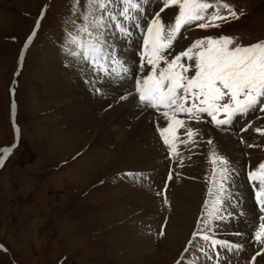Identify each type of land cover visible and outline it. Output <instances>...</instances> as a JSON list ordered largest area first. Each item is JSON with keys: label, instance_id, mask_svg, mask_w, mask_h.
I'll return each mask as SVG.
<instances>
[{"label": "bare ground", "instance_id": "bare-ground-1", "mask_svg": "<svg viewBox=\"0 0 264 264\" xmlns=\"http://www.w3.org/2000/svg\"><path fill=\"white\" fill-rule=\"evenodd\" d=\"M155 9L156 0H152V5L147 9L148 14L151 15ZM150 10L153 11L150 13ZM165 11L171 13V9ZM161 15L164 16L163 13ZM1 21L0 24H4V21L7 23L6 19ZM187 32L188 38L180 40L179 46L175 48L176 52L184 49L194 34L192 30ZM141 44L138 30L134 31L130 41L125 44H118V53L126 62V66L129 67V74L124 79L109 77L95 85L88 83L89 79L83 80L78 70V64L71 63V59L63 56V52L57 49L56 45L53 46L54 48H48L46 53L44 52L43 59L45 60L41 70L44 87L38 92H34V88L31 87L26 107L31 113L36 109L37 103L39 109L43 105H52L53 107V114L47 117L43 115L37 121V127L39 126L37 132L45 137L48 132H46L47 129L43 124L49 122L51 126L55 125L52 127L54 129L46 136L53 135V137L46 138V142L43 140L44 145L46 143V146L52 148V150L50 149L51 152L53 150L57 152L60 162L64 165L59 170L60 173L53 177L55 188L62 192L71 183L80 192L95 172L106 173L107 175V171L110 169L119 168V177L114 179L113 191L115 192L111 193L112 189H109L108 192H105V196H101L110 203L109 215L112 219L119 220L132 218L134 222L151 225V229H154V225L157 224V232H159V227L164 221L166 223V235L160 241L172 249L184 244L195 219H197L196 214L199 208V195L202 186L197 180L203 175L204 166L207 163L206 158L215 149L220 156L227 159L230 178L224 182L225 203L222 212L225 218L214 221V238L239 244L242 248L238 252H233L217 247L214 251L209 245L205 252L211 259L200 253L201 260L196 261L194 259L193 261H196V264H246L248 257L254 252L255 232L262 223L260 213L264 214L256 207L258 202L255 197L258 181L252 182L248 175L250 171L255 170L259 161H264V135L256 131V128L264 130V120L249 121L239 130V124H243L250 115L259 111L253 110L251 114L247 113L246 119L245 117H236L230 124L219 128L205 119V121H201L203 124L198 125L203 131L202 134L197 125L188 121V125L200 133L195 137V144L185 147L183 144H179V141L177 142L178 151L183 157V164L181 165L179 159L170 158L168 151H164V144L159 143L162 141L161 138L158 139V135L153 131V128L157 127L158 124L166 126V121L159 113L152 111L153 116L148 109H142L140 105L138 107V102H132L131 97L127 101L119 100L120 96L130 92L134 93L132 90L135 81L131 80L137 71L136 64L139 62L138 55ZM132 56V61H136V64L127 61ZM89 77L92 79V74ZM26 86L29 88L31 83H27ZM94 87L102 88V94L96 93ZM36 96L38 102H36ZM261 113L264 115V112ZM178 118L187 119L183 114ZM243 133L245 134V141L242 140ZM178 136L181 139L187 138L183 129L179 130ZM209 139L213 141L211 146L207 144ZM79 146H86V149L84 148L78 160L70 164L68 158L61 159L62 156L70 155L74 147ZM35 152L38 154L41 151L35 150ZM40 157L42 160H46L41 155ZM244 164L245 169L249 168L245 175L242 174ZM100 170L102 172H99ZM169 172L175 175V180L167 189L168 204L164 206L162 195L158 193H161V188L164 186L163 181ZM128 173L133 174V176L142 175L139 179H133L127 175ZM165 184L168 185V183ZM103 188L98 191L99 196L102 191H105ZM93 198V195H88L87 201H93ZM67 209L69 208L67 207ZM67 225L65 229L69 227ZM133 227L129 229L121 244L125 245L124 249L127 252L129 250L134 255L136 254L135 259L138 264H141L145 262L143 261L144 255H154V248L156 250L154 240H152L154 236L152 232H148L149 236L142 233V237H137V234L133 233L135 231ZM84 240L86 239L82 241L85 242ZM120 240L117 238V244ZM112 243L113 241L106 243L108 244V251L118 254L117 252L120 250L118 247L120 246H114ZM176 248L178 249V247ZM106 252V250H102L101 253L105 255ZM217 253H219L218 258Z\"/></svg>", "mask_w": 264, "mask_h": 264}, {"label": "rangeland", "instance_id": "rangeland-1", "mask_svg": "<svg viewBox=\"0 0 264 264\" xmlns=\"http://www.w3.org/2000/svg\"><path fill=\"white\" fill-rule=\"evenodd\" d=\"M223 2L232 5L237 12L243 10L245 15L239 20L223 24L220 29L200 30L193 28L194 34L184 49L196 39L207 35H227L236 38L238 43L245 45L264 40V0H223ZM72 3L73 0H0V17L7 21V23L4 21L3 25L0 24V149L11 148L13 144L16 145L3 166H0V264H138L135 259L136 254L134 255L129 250L127 252L124 249L125 245L121 244L133 226L136 231L133 233H136L137 237H142V233L147 236L148 232H152L154 236L152 238L154 246H156L154 255H144L143 261L145 262L141 264H178L180 261L183 264H190L191 260L199 261L202 258L200 251L191 249L185 253L184 248L190 247L188 241L192 239V233L197 230V221L204 218V202L209 199L208 189L212 186L213 165L209 157L206 158L207 163H205L203 175L197 180L202 186L196 222L194 221L184 244L172 249L160 241L162 237L158 235L157 224L154 225V229H151V225L147 223L134 222L132 218L112 219L109 215L110 203L101 196H105V192H108L109 189H112L111 193L115 192L113 191L114 179L119 177V168L110 169L107 171V175L106 173L95 172L80 192L71 183L62 192L55 188L53 177L60 173L59 170L64 165L60 162L57 152L54 150L51 152L52 148L46 146V143L44 145V142L47 141L46 138L53 137V135L46 136L54 129L52 127L55 125L51 126L49 122L43 124L47 129L46 132H48L45 137L37 132L39 129L37 121L43 115L47 117L53 114V107L52 105H43L39 109L37 103L36 109L31 113L26 104L31 87L34 88V92H38L44 87L41 70L45 60L43 56H45L48 48H54L53 46L56 45V48L63 52V56L71 59V57L66 56L64 50L67 34L73 31L71 21L75 19V16L71 11ZM81 4H83V0H81ZM41 13L44 15L42 18L40 17V26L36 29V22ZM172 21H174V17H172ZM34 30H36V36L25 47L27 34ZM187 33V31L182 30L183 36H186ZM132 58L133 56L127 61L136 64ZM78 66L83 80L90 79L91 73L83 72L81 66ZM27 83H31L29 88L26 86ZM35 99L38 102L37 96ZM137 106L139 107L138 103ZM258 109H254V111H259L258 114L256 113L257 116L252 114L246 122L239 124V130L249 121L264 120L261 118L264 117L263 113ZM148 110L153 115V110ZM252 112L253 110L248 113L251 114ZM246 114L241 115V117L246 119ZM205 119L209 120L206 115L202 117V121ZM190 122L197 126L203 124ZM199 129L201 131L200 127ZM153 131L160 139L157 127H154ZM202 133L203 131H201ZM242 140L245 141L244 133ZM159 143L162 144L163 142L159 141ZM84 148L86 149V146L74 147L70 155L62 156L61 159L66 157L72 164L81 157ZM35 150L41 152L37 154ZM164 151H167L165 145ZM39 154L46 160H42ZM2 155L3 152H0V156ZM262 162L264 161H259L254 171H258L256 169ZM243 168L242 174L245 175L249 168L245 169V164ZM169 173L172 174V179L168 180L167 177L165 181L168 183L167 189L175 180V175L172 172ZM108 176L110 177L108 178ZM165 183H163L164 186ZM164 186H162L161 191H163ZM102 188L105 191H102L99 196L98 191ZM88 195H93L94 200L87 201ZM98 196L99 199H97ZM163 205L165 206L164 203ZM101 216H103V220ZM66 224L69 226L67 229H65ZM165 225L166 223L162 221L159 231L161 228L165 229ZM201 226L203 227V225ZM213 226H215L214 222ZM213 229L212 227L209 234L215 236ZM117 238L121 239L118 244ZM83 239H86L85 242L82 241ZM109 241H113L114 246H120L118 247L121 250L118 249L120 253L124 251L121 254L119 251L118 254L109 252L108 244H106ZM195 243L203 245L204 251L209 246V243L201 240L199 236H197ZM260 247V245L257 247L255 242L254 252L248 257L246 264H251L250 257ZM102 250L107 251L105 255L101 253ZM258 264H264V258H258Z\"/></svg>", "mask_w": 264, "mask_h": 264}, {"label": "snow or ice", "instance_id": "snow-or-ice-1", "mask_svg": "<svg viewBox=\"0 0 264 264\" xmlns=\"http://www.w3.org/2000/svg\"><path fill=\"white\" fill-rule=\"evenodd\" d=\"M151 5L152 0H83V4L81 0H73L71 11L75 19L71 21L73 31L67 34L65 53L71 57V63L92 74L93 78L88 80L90 84L95 85L109 77L124 79L130 69L117 47L130 41L134 31L138 30L142 41L141 75L134 77V93L120 96L119 100L127 101L131 97L132 102H138L142 109L159 113L166 121V126H157L159 136L169 157L179 159L182 165L183 157L177 142L187 147L196 143L198 135L188 121L200 123L206 115L209 122L219 128L254 109L264 112V40L245 45L227 35H207L176 52L180 40L188 38L182 35V30L220 29L225 23L239 20L245 12H237L223 0H156L158 10L149 15L147 9ZM166 9H171V13H166ZM43 15L41 13V18ZM39 26L38 19L36 29ZM36 34L34 30L28 36L25 47ZM94 91L102 94L103 89L94 87ZM181 114L187 119L178 118ZM181 129L186 139L178 136ZM256 131L264 135V130L256 128ZM207 144L211 146L213 141L209 139ZM15 147L13 144L11 148L0 149L3 152L0 166ZM209 159L213 165L212 186L208 189L209 199L204 202V218L197 221V230L188 241L190 247L184 248L185 253L196 249L205 257L208 253L204 246L195 243L197 236L209 243L214 251L217 247L233 252L242 248L209 234L213 222L225 218L222 212L224 182L230 178L226 158L213 149ZM127 175L139 179L142 174ZM248 175L252 182L258 181L256 198L260 211L264 212V162L259 164L258 171H250ZM171 179L169 173L168 180ZM166 193L167 185L158 193L163 195L165 205L168 204ZM260 220L262 223L255 232V242L261 247L251 257V264H258V258H264V216ZM158 235L165 236V229L161 228ZM190 264H196V261Z\"/></svg>", "mask_w": 264, "mask_h": 264}]
</instances>
